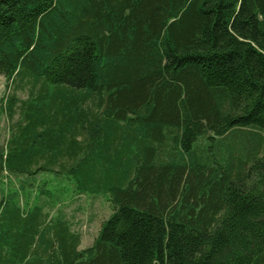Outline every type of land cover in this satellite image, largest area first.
I'll return each instance as SVG.
<instances>
[{"label":"trees","instance_id":"obj_1","mask_svg":"<svg viewBox=\"0 0 264 264\" xmlns=\"http://www.w3.org/2000/svg\"><path fill=\"white\" fill-rule=\"evenodd\" d=\"M0 75V264H264V0H0ZM44 172L106 195L91 246L27 209Z\"/></svg>","mask_w":264,"mask_h":264},{"label":"rangeland","instance_id":"obj_2","mask_svg":"<svg viewBox=\"0 0 264 264\" xmlns=\"http://www.w3.org/2000/svg\"><path fill=\"white\" fill-rule=\"evenodd\" d=\"M37 87L40 88V85ZM33 88L34 81L31 78L8 81L0 75V148L5 147L15 131L22 118V103L27 101ZM12 102L14 107L10 112L9 104ZM24 179L26 180L25 176L11 174L6 169L0 170V204L15 191L22 195L20 182ZM43 185L46 186V191L56 196L50 198L49 194H41L39 189ZM71 187L70 183L47 172L36 176L35 181L27 176V209L36 205L44 207L43 212L47 216L45 223L56 218L67 220L70 230L80 235L79 248L82 249L93 244L103 221L111 215L112 208L106 195L74 193ZM24 199L25 194L21 201L24 202Z\"/></svg>","mask_w":264,"mask_h":264}]
</instances>
